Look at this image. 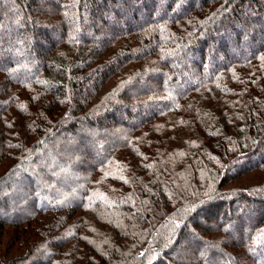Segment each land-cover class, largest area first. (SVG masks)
I'll return each instance as SVG.
<instances>
[{
	"label": "trees",
	"instance_id": "obj_1",
	"mask_svg": "<svg viewBox=\"0 0 264 264\" xmlns=\"http://www.w3.org/2000/svg\"><path fill=\"white\" fill-rule=\"evenodd\" d=\"M9 20L22 24L15 44ZM2 50L12 55H0V184L63 130L107 131L116 142L79 159L90 180L79 203L0 216V262L108 264L94 246L71 245L64 257L95 208L116 248L139 244L136 264H210L212 249L260 264L264 158L250 159L264 155V0H0ZM191 196L189 217L179 206ZM223 198L226 208L260 204L257 215L220 219ZM173 221L202 253L173 258L181 240L164 231ZM147 234L160 246L143 247Z\"/></svg>",
	"mask_w": 264,
	"mask_h": 264
},
{
	"label": "rangeland",
	"instance_id": "obj_2",
	"mask_svg": "<svg viewBox=\"0 0 264 264\" xmlns=\"http://www.w3.org/2000/svg\"><path fill=\"white\" fill-rule=\"evenodd\" d=\"M250 5L251 4H249L248 6ZM114 27L118 29L124 28L123 24H117L114 25ZM4 28H6V34H10L9 40L13 39L10 44L17 43L15 39L17 40V38L19 39L23 35V32L21 30L22 24L19 21L14 22L13 20H9V23L4 26ZM83 34V36L90 35V33L86 31L83 32ZM46 40L47 39L44 38V41L42 42L43 45L46 44ZM7 48L8 47H6V49ZM37 48L38 47L35 46V49ZM4 52L5 51L2 50L0 52V55L6 59L9 57L11 58L10 55H12V53L8 54L9 57H6V54H4ZM13 55L17 56L15 54ZM23 55L24 54H22V56ZM12 59L14 61H21L18 60V58ZM22 60H25L24 56ZM217 61L218 60H216L214 63H216ZM189 80L190 79H187V81ZM85 129H87L85 130V132L76 131L73 133L67 130H63L54 141L47 144L48 148L45 152H39L33 159V156L27 159L26 163L29 161V165L23 166V170L21 171V173H16L4 178V182L0 184L1 217H12L16 219L27 218L28 216L33 214V210L39 206H47L51 204H58L59 206L72 205L79 203L83 199L86 192L85 190H88L90 180L89 177L83 172L81 164L79 163V159H81V156L89 150L95 152L93 150L97 148L100 152L102 145L108 147L109 145H113V143L116 142V136L113 134H107V131H96L95 129H89L88 127H85ZM85 133L87 135H85ZM82 137L87 138V143H89V146L85 144L86 141L84 142V139ZM79 141H82V143H80ZM261 158H264V155L261 156L260 153H256L255 156L251 157L250 162L253 163ZM23 161L24 160L22 159L20 162L21 165L22 163H24ZM243 165L244 164L242 163L237 164L236 169ZM255 184V182H250V185L248 186L252 187V185L254 186ZM242 186L243 185L241 183V187ZM245 187H247V185ZM250 189L251 191L253 190V188ZM223 200L226 204L227 198H223ZM191 202H193L192 196L179 206V208L187 210L189 217L191 216ZM202 202L204 203L205 201L199 200L198 206ZM242 205L244 204L240 203L239 206L236 204L234 206H230V208H226L228 207V205L225 206L224 211L219 214V218L229 220L233 217L236 218V216L244 214L243 217H245L246 221H251L257 215V207H259L260 204L251 201V203L245 205L247 207ZM202 206H204V204L201 205V207ZM179 208L177 210V213L180 211ZM94 209L95 208L88 209V216L90 219L88 220L86 227L82 231V234H80L81 240L75 239L70 242L63 243L64 257H71L70 253H72V251L70 247L71 245L77 244L78 251H83V249H87L88 247L91 248V246L96 247L98 251H100V253L105 254L104 259H106V262L108 264H136L137 260L134 261L133 259L135 258V253L137 254L141 252V248L138 247L139 244L132 241L129 242V244H127L128 246L124 249H119V247L116 248L113 242L114 240L112 238V235L110 233H106L105 229L102 227L103 222L100 221V216L99 214H97V211L99 210L96 209V212H94ZM198 209L199 207L197 208V210ZM79 214H81V212L77 213L74 218H71L68 222L73 221ZM200 214H203L202 211H200ZM118 215H120L118 211H115L114 218L123 225L122 222H125V220L121 217L119 218ZM201 215L199 216V221H203ZM132 218L136 219L134 216H132ZM125 219H127V223H129V221L131 220L130 218ZM181 221H173L172 224H170L172 225L171 228L167 226V229H165L164 231H166L167 235L171 236L172 242L181 240L179 247L175 248L172 251L173 258H191L195 255L193 253L194 251L202 253L203 249H200L193 243V241L198 242L199 240L194 239L193 236L190 235L185 236V233L179 231V225ZM59 222L63 223L64 219ZM136 223L138 222H135V224ZM73 224H76L75 226L77 227L73 230V232L75 230L79 231L78 224L76 222H74ZM134 227L135 225H132L131 229H134ZM150 234H147L146 237L144 235L141 236V238H145L142 246L146 249L152 247L153 245L159 247V238L154 239ZM136 236L133 235V237ZM174 236H177V238H175ZM83 253H85V251ZM262 253H259L255 256L256 258H258L260 264H264V250L262 251ZM205 254H207V251ZM43 255L45 257H43V259L41 260H47V254L45 253ZM208 256L211 259L210 264H215V262L217 264H225L226 262L233 264V261L229 258V256L225 255L224 253L221 255L220 252L215 251L214 249L209 252ZM138 259L140 260L141 258ZM143 259L145 263H151L155 260L150 253H147L145 251H143ZM34 260L35 259H32L23 264H38ZM0 264L3 263L0 262Z\"/></svg>",
	"mask_w": 264,
	"mask_h": 264
}]
</instances>
